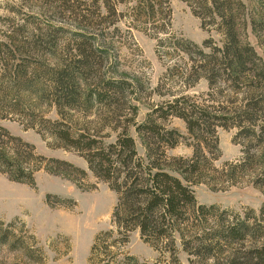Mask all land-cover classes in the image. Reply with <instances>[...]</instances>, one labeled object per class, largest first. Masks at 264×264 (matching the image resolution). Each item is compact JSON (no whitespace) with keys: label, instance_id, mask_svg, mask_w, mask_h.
<instances>
[{"label":"trees","instance_id":"16d2710c","mask_svg":"<svg viewBox=\"0 0 264 264\" xmlns=\"http://www.w3.org/2000/svg\"><path fill=\"white\" fill-rule=\"evenodd\" d=\"M131 1L134 4L129 8L135 21H142L145 16L146 26L161 27L163 24L162 32L169 33L172 15L169 0ZM196 1L198 11L192 9L202 18V26L209 24L216 28L223 39L221 45H216L212 39L201 45L188 39L176 40L177 44L184 45L181 49L191 61L186 79L205 78L210 87L222 79L231 90L245 94L235 107L225 101L199 103L193 96L182 94L170 98L164 105L153 107L143 122H137L138 108L133 105L132 117L126 119L130 124L117 132L115 141L105 143L99 139L98 132L80 131L65 122L62 112L65 108L89 112L96 105L104 104L114 106L113 114L118 119L123 105L120 97L129 82L100 79L97 68L89 62V55L80 48L76 59L63 61L55 57L56 65L41 73L33 71L28 75L19 63L11 67L1 63L4 67L0 73V114L6 109L19 110L24 99L19 94H26L41 103L51 94L50 106L56 107L61 119L42 117L45 130H37L43 137L48 135L60 142L57 146L82 153L91 173L117 193L112 228L95 236L88 257L90 264H148L140 262L127 250L135 231H139L141 239L154 249L170 254L177 252L179 241L184 251L203 263L264 264V204L258 214L249 210L242 215L217 204H199L192 189V185L202 182L210 185L207 177L219 183L225 176L233 185L254 165V160L246 155L238 162L224 163L221 168L214 166L209 155L215 151L217 157L220 156L218 127L233 124L251 146L256 143L264 152V59L242 38V30L247 26L242 15L246 7L243 0ZM254 1L263 7L260 15L264 18V0ZM120 2L115 0L111 6L115 16L119 14L117 5ZM205 14L208 23L204 20ZM49 37H45V41ZM5 38L7 40L0 41L2 52L15 57L19 50L14 38ZM32 41L28 42L39 49L37 41ZM26 44L24 47L28 48ZM47 52L56 55L55 51ZM194 54L198 55L196 60ZM45 77L48 87L43 80ZM170 117L185 122L188 136L176 128H167L156 119ZM130 126L142 139L144 156L138 153ZM187 138H194L191 157L167 154L168 149ZM40 170L78 182L87 177L84 169L65 160L38 154L34 145L0 126V174L9 180L34 186L35 174ZM15 221L8 223L5 229H2L4 222L0 221V246L6 245L29 261L37 262L36 252H43L42 247L32 248L28 240L15 233L11 228ZM21 226L23 229L24 223ZM30 238L35 244L38 242L34 235ZM63 239L69 250V239Z\"/></svg>","mask_w":264,"mask_h":264},{"label":"rangeland","instance_id":"374dc122","mask_svg":"<svg viewBox=\"0 0 264 264\" xmlns=\"http://www.w3.org/2000/svg\"><path fill=\"white\" fill-rule=\"evenodd\" d=\"M121 1L117 5L119 14L115 16L111 10L115 0L98 3L94 0H0V41L7 40L5 36H12L19 50L14 57L3 53L0 45V73L3 65L11 67L18 63L28 75L33 71H49L56 65L55 57L71 61L77 58L80 48L89 55V62L97 68L100 79L129 82V87L120 97L123 105L122 116L118 119L113 114L112 105L99 104L89 112L67 108L62 112L65 122L80 131L98 132L99 139L105 143L115 141L117 132L130 124L126 119L132 117L133 105L138 108L135 120L143 122L153 107L164 105L170 98L182 94L193 96L199 103L225 101L235 107L241 102L245 94L231 90L222 79L213 87L205 78L197 81L186 79L191 61L181 49L184 45L181 42L177 44L176 40L188 39L201 45L205 40L212 39L216 45H221L223 39L216 28L209 24L202 26V18L192 9L198 11L196 0H169L172 10L169 33L162 32L165 29L163 24L161 27L153 24L146 26L145 16L142 21H135L129 8L134 3L131 0ZM243 1L246 7L242 15L247 26L242 30V38L264 59V18L260 15L263 7L258 1ZM203 17L208 23V15ZM45 37L49 39L45 41ZM28 41H37L39 49ZM24 43L28 48L24 47ZM50 50L56 55H50L47 52ZM197 58L198 55L194 54V59ZM43 80L48 87L47 78ZM94 82L96 80L90 83ZM49 95L41 103L26 94H19L22 99L24 97L19 110L2 111L0 126L34 145L38 154L65 160L84 169L87 177L78 182L40 170L35 174V185L31 186L0 174V197L4 196L0 198V204L3 203L0 205V221L4 222L2 229L16 219L11 227L15 233L28 240L32 248L42 247L43 250L36 252L38 261L35 262L2 245L0 264H90L88 257L95 236L112 228L117 193L107 182L91 173L82 153L57 146L60 142L48 135L43 137L37 130H45L42 117L61 119L56 107L50 106L53 98ZM156 119L167 128H176L188 136L186 124L181 118ZM262 120L260 118L259 121ZM129 129L138 153L144 156L142 139L132 126ZM217 135L220 156L217 157L215 151L209 155L215 167L238 162L246 155L254 160V165L233 185L225 176L219 183L207 177L210 185L206 182L192 185L198 203L217 204L242 215L249 210L258 214L264 204V181H260L264 177V152L256 143L251 146L233 124L218 127ZM192 140L194 138L181 140L176 147L168 149L167 154L171 157H191ZM248 146L251 148L247 149ZM9 198L16 202L14 207L3 202ZM22 223L25 225L23 229ZM30 235L36 237V244ZM62 237L69 239V250ZM177 249L175 254L158 251L141 239L139 231L131 234L127 246L130 254L142 263L211 264L210 261L200 262L194 255L188 254L179 241Z\"/></svg>","mask_w":264,"mask_h":264},{"label":"bare ground","instance_id":"6f19581e","mask_svg":"<svg viewBox=\"0 0 264 264\" xmlns=\"http://www.w3.org/2000/svg\"><path fill=\"white\" fill-rule=\"evenodd\" d=\"M0 198L2 199V198H4V196H3V197H0ZM10 198H11V197H10ZM10 198L7 199V200H4L3 202L6 203V205H9L10 207H14L15 204H16V202H14V201L12 202V200H14V199H10ZM2 204H3V203H2ZM2 204H0V205H2ZM9 206H8V207H9ZM0 207H1V206H0Z\"/></svg>","mask_w":264,"mask_h":264}]
</instances>
